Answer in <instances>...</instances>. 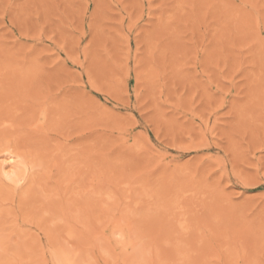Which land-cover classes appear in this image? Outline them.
Here are the masks:
<instances>
[{"label":"rangeland","instance_id":"obj_1","mask_svg":"<svg viewBox=\"0 0 264 264\" xmlns=\"http://www.w3.org/2000/svg\"><path fill=\"white\" fill-rule=\"evenodd\" d=\"M0 264H264V0H0Z\"/></svg>","mask_w":264,"mask_h":264},{"label":"bare ground","instance_id":"obj_2","mask_svg":"<svg viewBox=\"0 0 264 264\" xmlns=\"http://www.w3.org/2000/svg\"><path fill=\"white\" fill-rule=\"evenodd\" d=\"M6 151V150H5ZM11 158V157H10ZM6 160V159H5ZM5 175L7 176V177H10L11 178V176L13 175V173L12 172H6L5 173ZM19 175V174H18ZM120 230H122V229H120ZM123 234V233H122ZM118 242V241H117ZM122 243H124L123 241H122ZM121 244V243H120ZM127 244V243H126ZM122 245V244H121ZM124 245H125V243H124ZM56 256L58 257V259H61V260H63L64 262H66L67 263V255H66V253H64L63 251H57V253H56Z\"/></svg>","mask_w":264,"mask_h":264}]
</instances>
